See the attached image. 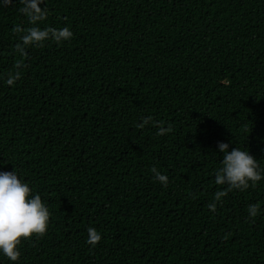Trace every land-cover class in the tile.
I'll return each mask as SVG.
<instances>
[{
    "label": "trees",
    "instance_id": "obj_1",
    "mask_svg": "<svg viewBox=\"0 0 264 264\" xmlns=\"http://www.w3.org/2000/svg\"><path fill=\"white\" fill-rule=\"evenodd\" d=\"M24 7L0 0V171L50 219L0 264H264V0H38L35 21ZM34 27L48 34L26 43ZM219 141L261 179L217 185Z\"/></svg>",
    "mask_w": 264,
    "mask_h": 264
},
{
    "label": "clouds",
    "instance_id": "obj_2",
    "mask_svg": "<svg viewBox=\"0 0 264 264\" xmlns=\"http://www.w3.org/2000/svg\"><path fill=\"white\" fill-rule=\"evenodd\" d=\"M25 7L21 11L28 14L31 19L40 20L44 13L38 7V0H23ZM54 31L57 39H69L72 35L67 28ZM47 31H41L34 27L29 34L24 37L27 43L32 40H43L47 36ZM13 81L8 80L11 84ZM148 117L138 127L143 128L149 123ZM165 128L159 127L157 135H162ZM217 148L223 154L221 167L215 172V183L226 185L230 189L244 190L261 179V172L258 169L256 159L247 150L232 147L228 142L219 141ZM154 179L166 186L167 176L159 172L156 168L152 169ZM225 191H217L214 199L219 201ZM208 208L215 211L216 204L209 203ZM249 213L255 215L256 206L249 207ZM50 212L47 205L42 201L39 194H33L30 186L20 178L14 171H0V253L12 261H16L19 256V244L22 240L31 239L33 236H43L49 226ZM88 237L86 243L95 246L100 240L101 235L94 227L87 229Z\"/></svg>",
    "mask_w": 264,
    "mask_h": 264
}]
</instances>
